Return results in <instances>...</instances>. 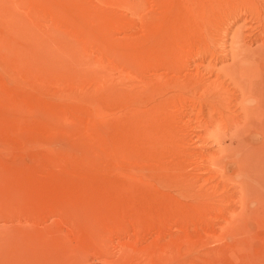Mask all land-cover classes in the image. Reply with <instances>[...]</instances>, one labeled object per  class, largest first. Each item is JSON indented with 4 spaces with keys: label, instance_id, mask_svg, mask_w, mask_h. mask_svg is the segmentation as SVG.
<instances>
[{
    "label": "rangeland",
    "instance_id": "374dc122",
    "mask_svg": "<svg viewBox=\"0 0 264 264\" xmlns=\"http://www.w3.org/2000/svg\"><path fill=\"white\" fill-rule=\"evenodd\" d=\"M184 1L0 0V264H264V1Z\"/></svg>",
    "mask_w": 264,
    "mask_h": 264
},
{
    "label": "bare ground",
    "instance_id": "6f19581e",
    "mask_svg": "<svg viewBox=\"0 0 264 264\" xmlns=\"http://www.w3.org/2000/svg\"><path fill=\"white\" fill-rule=\"evenodd\" d=\"M116 1V0H115ZM204 1H208V3L209 4H212V5H208V6H214V4H215V6H218V7H221V6H224L223 7V11H224V14H226V12L227 11H229V8L231 7V5H233L234 3H235V1L236 0H204ZM241 1V2H240ZM264 1V0H263ZM213 2H214V4H213ZM261 2H262V0H261ZM260 1H259V3H261ZM264 3V2H263ZM203 4V1L202 0H185L184 1V12L186 13V14H188V13H192L193 12V10H192V6L193 5H196V6H201ZM248 3L245 1V0H238L237 1V4H236V6H235V8H232V14L236 11V8L237 7H243L244 8V6L245 7H247L248 5H247ZM251 4V3H250ZM202 7V6H201ZM253 7H254V5H253ZM249 10V9H248ZM251 10H252V7H251ZM258 11V10H257ZM260 11V10H259ZM251 14H253L254 15V12L253 13H251ZM246 14H243L242 16H245ZM232 16V15H231ZM207 17V16H206ZM205 17V18H206ZM212 18H214V17H211V19L210 20H212ZM259 19V18H258ZM205 21H206V24H210L209 23V18L207 17L206 19H205ZM257 21V20H256ZM261 22V21H260ZM202 23V22H201ZM203 24V23H202ZM239 30H241V28L239 29ZM240 34V33H239ZM240 36H241V34H240ZM240 36L239 35H236V37H235V39L233 40V44H232V56L234 57V60L236 61V63L240 60V58H239V56H238V54L240 53V51H239V49H241L240 47H241V38H240ZM233 37V36H232ZM257 38V37H256ZM144 39V38H143ZM143 39H140V41H139V44L140 43H143L142 45H144L145 43H148V42H151L152 41V39H147L146 38V40H143ZM141 40H143V41H141ZM261 41V40H260ZM254 42H258V40H256V41H254ZM261 42H264V40H262ZM134 43V42H133ZM134 44H138V42H136V43H134ZM145 46V45H144ZM204 48H205V46H204ZM259 51V50H258ZM256 52V51H255ZM261 52V51H260ZM229 54V53H228ZM241 54V53H240ZM242 54H243V52H242ZM241 54V56H244V55H242ZM247 54V53H246ZM256 54H257V52H256ZM224 56H226V57H228L226 54L224 55ZM247 56V55H246ZM258 56V55H257ZM259 56H263L264 57V54H261V55H259ZM230 57V56H229ZM230 59H231V57H230ZM252 59V58H251ZM250 59V60H251ZM257 59H258V57H257ZM242 62H244V61H242ZM235 64V63H234ZM247 64H248V62H247ZM249 64H250V62H249ZM248 64V65H249ZM251 65V64H250ZM248 67V66H247ZM255 67V66H254ZM257 67V66H256ZM238 68H240V65H239V67ZM241 68H242V66H241ZM240 68V69H241ZM243 68H245V67H243ZM251 68V67H250ZM250 68H248V69H250ZM246 69V68H245ZM165 71H166V69H164ZM255 70V69H254ZM239 71V70H238ZM246 71V70H245ZM250 71H252V70H250ZM257 71H258V69H257ZM247 73V72H246ZM241 74V73H240ZM239 74V75H240ZM245 74V73H244ZM243 74V75H244ZM258 74V73H257ZM239 75H238V77H239ZM248 79V78H247ZM175 81V80H174ZM198 81V80H197ZM257 81V80H256ZM201 82V81H200ZM198 84V83H197ZM196 85V84H195ZM188 87V86H187ZM134 88H130V89H128V91L129 92H134ZM260 91V90H259ZM142 94V98H141V100L143 101V103L145 104L146 102H147V98H148V95L146 94V93H141ZM247 96V95H246ZM155 98V97H154ZM257 99V98H256ZM255 99V100H256ZM170 100V99H169ZM160 101V100H159ZM255 109V108H254ZM161 111V110H160ZM250 112V111H249ZM248 112V113H249ZM254 113V111L252 110L251 111V113ZM257 112V111H256ZM255 112V113H256ZM249 116V115H248ZM251 117H252V115H251ZM250 117V118H251ZM240 119H241V117H239ZM244 120V119H243ZM253 120H255V119H253ZM245 121V120H244ZM252 121V120H251ZM250 121V122H251ZM247 122V121H246ZM249 122V121H248ZM233 126V125H232ZM249 126V125H248Z\"/></svg>",
    "mask_w": 264,
    "mask_h": 264
}]
</instances>
